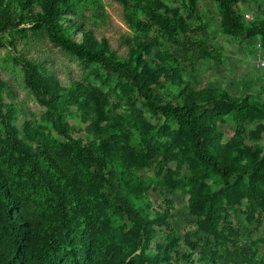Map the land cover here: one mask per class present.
Wrapping results in <instances>:
<instances>
[{
	"label": "trees",
	"instance_id": "16d2710c",
	"mask_svg": "<svg viewBox=\"0 0 264 264\" xmlns=\"http://www.w3.org/2000/svg\"><path fill=\"white\" fill-rule=\"evenodd\" d=\"M120 1L145 17L134 21V45L126 58L116 57L104 42L98 44L81 24L66 17L75 12L74 0H0V36L15 34L23 42L43 28L63 50L129 84L149 115L161 119L155 124L135 111L133 126L150 152L168 165L161 188L170 193L186 188L189 212L205 236L201 246L192 247L210 264H264V256L252 263L245 248L228 247L230 239L220 228L228 208L244 199L264 211V154L223 143L219 131L227 116L245 123L263 120L264 106L222 89L196 91L183 79L181 58L164 47L160 36L181 53L209 57L205 40L196 36L202 28L191 22L199 0H180L186 15L159 0ZM212 1L218 5L223 34L259 37L264 46V22L245 23L239 0ZM75 30L81 31L80 40L73 38ZM13 62L37 92L46 108L44 121L57 138L32 137L17 127L15 107L4 102L7 85L0 79V158L24 183L47 191L48 214L25 222L21 197L10 191L8 173L0 169V264L91 263L88 239L99 254H107L109 264H177L179 245L173 236L149 249L155 232L170 229L166 215L145 202L143 187L130 176L132 164L98 90L78 81L61 91L52 79L40 76L31 61L15 57ZM76 243L82 258L72 251Z\"/></svg>",
	"mask_w": 264,
	"mask_h": 264
},
{
	"label": "rangeland",
	"instance_id": "374dc122",
	"mask_svg": "<svg viewBox=\"0 0 264 264\" xmlns=\"http://www.w3.org/2000/svg\"><path fill=\"white\" fill-rule=\"evenodd\" d=\"M159 1L186 15L180 0ZM74 3L75 12L66 14V17L81 24L98 44L104 42L116 57L126 58L134 45V21L145 20L143 14L120 0H74ZM238 6L245 23L264 22V0H239ZM245 14L251 15V21L244 20ZM220 19L215 2L198 1L196 18L191 22L202 28L196 36L205 40L209 57L197 59L190 52H179L178 47L166 41L164 36H160V40L165 48L181 58L183 79L194 90L222 89L232 97L248 96L264 106V66L258 62L259 57L264 56V46L260 38L225 35L220 31ZM80 37L81 31L75 30L73 38L80 40ZM15 57L34 63L40 76L52 79L61 91L71 88L72 83L78 81L88 88L98 90L106 102L104 111L115 127L120 147L132 164L129 168L130 176L143 187L145 202L159 214L166 215L170 229L163 228L155 232L149 249L153 250L155 243L164 244L173 236L179 245L180 259L177 264H210L202 258L198 248L192 247L195 243L201 246L205 236L197 229L196 219L189 212L186 188L177 189L173 193L161 188L160 182L168 165L150 152L133 126L135 111L155 124H160L161 119L149 115L129 84L115 76H107L97 63L85 61L63 50L49 39L43 28L29 33L23 42L15 34L0 36V79L7 85V91L3 95L4 102L15 107L17 127L27 131L32 137L49 134L52 139L57 138L44 121L46 108L38 102L37 92L26 84L24 71L13 62ZM161 94L167 98L164 91ZM69 124L79 128L76 123L69 121ZM219 131L223 143L242 152L259 151L264 154V119L245 123L235 116H227L219 124ZM0 169L8 173L10 191L21 197L20 212L25 222H31L32 217L41 220L48 215L47 191L44 192L39 185L24 183L1 158ZM220 228L230 239L228 247L235 245L245 248L252 263L261 261L264 256L263 210L248 205L244 199L240 205L228 208ZM87 241L93 251L90 252L91 263H86L109 264L107 254H99L95 242L91 239ZM80 249L77 243L72 247L74 253H80ZM79 253L78 258H82ZM20 255L24 257L22 252ZM27 255L30 253L27 252L26 258Z\"/></svg>",
	"mask_w": 264,
	"mask_h": 264
},
{
	"label": "built area",
	"instance_id": "2783aa9c",
	"mask_svg": "<svg viewBox=\"0 0 264 264\" xmlns=\"http://www.w3.org/2000/svg\"><path fill=\"white\" fill-rule=\"evenodd\" d=\"M243 17L246 22H249L252 19L250 14H245ZM258 62L261 66H264V56H260Z\"/></svg>",
	"mask_w": 264,
	"mask_h": 264
}]
</instances>
